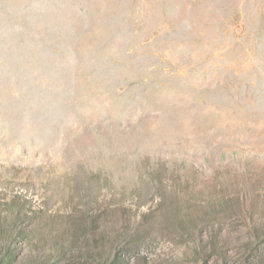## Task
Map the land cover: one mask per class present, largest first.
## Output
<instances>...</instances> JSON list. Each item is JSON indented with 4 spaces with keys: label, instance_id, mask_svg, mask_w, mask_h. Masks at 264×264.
Segmentation results:
<instances>
[{
    "label": "rangeland",
    "instance_id": "1",
    "mask_svg": "<svg viewBox=\"0 0 264 264\" xmlns=\"http://www.w3.org/2000/svg\"><path fill=\"white\" fill-rule=\"evenodd\" d=\"M13 243L15 264H264V0H0Z\"/></svg>",
    "mask_w": 264,
    "mask_h": 264
},
{
    "label": "trees",
    "instance_id": "2",
    "mask_svg": "<svg viewBox=\"0 0 264 264\" xmlns=\"http://www.w3.org/2000/svg\"><path fill=\"white\" fill-rule=\"evenodd\" d=\"M259 244V243H258ZM248 249V257H246V260H242L241 264H256L257 263V257H258V246H250L247 248ZM19 249L17 248L16 243H13L12 245H10V248L8 250H6V255L4 257H0V264H15L16 263V257L19 254L18 253ZM250 251V252H249ZM62 255V251L60 250V257ZM118 255V254H117ZM245 257V255H244ZM54 260V258H53ZM57 262L55 263H41V264H57ZM88 263V262H87ZM101 264H108L107 260H104L103 258H101L100 260ZM111 264H120V261L115 260L113 263Z\"/></svg>",
    "mask_w": 264,
    "mask_h": 264
}]
</instances>
